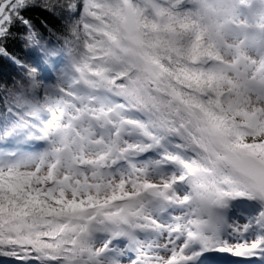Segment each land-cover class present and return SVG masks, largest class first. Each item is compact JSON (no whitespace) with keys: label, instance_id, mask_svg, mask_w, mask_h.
I'll return each instance as SVG.
<instances>
[{"label":"snow or ice","instance_id":"obj_1","mask_svg":"<svg viewBox=\"0 0 264 264\" xmlns=\"http://www.w3.org/2000/svg\"><path fill=\"white\" fill-rule=\"evenodd\" d=\"M0 264H264V0H0Z\"/></svg>","mask_w":264,"mask_h":264},{"label":"trees","instance_id":"obj_2","mask_svg":"<svg viewBox=\"0 0 264 264\" xmlns=\"http://www.w3.org/2000/svg\"><path fill=\"white\" fill-rule=\"evenodd\" d=\"M30 15L32 16V18L37 23H39L42 20L45 23H49V21L45 20L44 16L41 15V13L38 12V11L37 12H33ZM49 27L53 30V32H55L57 35L61 36V38L63 37V35L66 34L64 32V28H63V21H58V20L57 21H53V22L49 23ZM51 39L53 41H56V36H52ZM55 46L58 49V53H61V52H65L66 53V50L64 49V46H63V43H62V40H61V42H57ZM11 47H12L13 52H15L17 55H20L21 57H23V53L18 51L17 45L13 44ZM58 55H57V57H58ZM57 57H56V59H57Z\"/></svg>","mask_w":264,"mask_h":264},{"label":"rangeland","instance_id":"obj_3","mask_svg":"<svg viewBox=\"0 0 264 264\" xmlns=\"http://www.w3.org/2000/svg\"><path fill=\"white\" fill-rule=\"evenodd\" d=\"M62 57H63V58L59 57L58 59L61 60V61H63L64 58L66 57L65 54H62ZM240 222H243V221H240Z\"/></svg>","mask_w":264,"mask_h":264}]
</instances>
